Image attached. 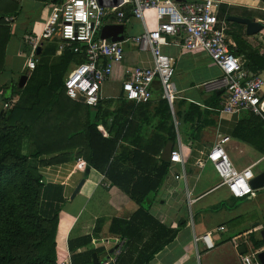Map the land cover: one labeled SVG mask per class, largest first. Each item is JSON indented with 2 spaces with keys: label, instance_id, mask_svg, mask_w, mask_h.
<instances>
[{
  "label": "crops",
  "instance_id": "0c3cea01",
  "mask_svg": "<svg viewBox=\"0 0 264 264\" xmlns=\"http://www.w3.org/2000/svg\"><path fill=\"white\" fill-rule=\"evenodd\" d=\"M19 1L22 12L14 17L12 25L14 26L19 19L24 20L21 36L22 45H24L25 38L34 34L33 32L29 34V30L34 31V27H39L38 33H40L52 7L61 5L67 0H61V3H55L52 0ZM221 1L222 17H220L225 18L229 25L230 48L237 56L242 57L245 66L248 67L247 56L252 50L264 54V29L255 35H249L246 33L245 25L229 20V17H255L264 23V1ZM124 9L129 15L125 24V39L141 34L144 31L143 22L132 17L130 7ZM33 16L37 17L34 26ZM147 16L150 21L149 27H156L157 20L155 18L154 22L153 13L148 12ZM105 20V24L118 23L115 16L107 17ZM125 39L124 60L114 65L112 78L103 86L102 92L105 99H118L123 95L122 86L118 96L105 95V90L111 81L122 85L126 68L153 65V57L149 51H142L135 42L125 41ZM59 41L56 38L47 43H58L57 55L62 54L59 51ZM164 41L169 42L170 38L164 36ZM22 45L16 47L12 57L17 55L24 58ZM21 48L22 51H20ZM163 51L176 60L174 82L179 91V98L173 107H170L173 122L177 124L178 146L175 149L177 156L172 159L170 174L157 196L151 214L170 229H175L179 225L182 227L175 240L165 246L150 264H182L187 255L186 249L191 248L192 242L197 249L194 236L209 231L213 234L216 247L228 243V253L231 256L235 252L238 256L240 255V262L237 261V264L260 262L258 255L264 250V246L255 248L253 243L264 240V189L257 190L243 200L235 199L227 186L220 185L221 178L214 165L207 160V155L216 144L218 135H227L230 141L225 145V149L234 167L243 170L254 165L252 168L255 175L263 172V119L250 110L235 113L219 111L228 92L226 82L220 67L204 50L189 51L176 44L165 43ZM24 59L21 74L25 72L26 58ZM76 65L77 63H71L69 70L71 71ZM250 72L264 79V69L250 70ZM11 83L13 81H1L2 86ZM159 93L160 85L155 83V105L159 102ZM2 100L1 96L0 107L3 104ZM191 104L205 110L204 115L196 120L195 124L186 123L183 119ZM155 126H157V119H155ZM70 152L76 153L77 150H70ZM54 155L56 154L45 155L41 159H49ZM80 159L82 158L73 157L68 161L40 167L44 183L59 185L64 198L56 236L58 263L68 261L69 264H74L75 253L94 251L90 264L93 262L94 253L97 254L101 264L111 262L133 264L136 254L133 253L135 249L133 250L132 242L128 254L115 260L116 241L120 239V236L112 233L110 229L113 219L130 218L138 208L137 202L121 188L112 184L105 175L88 167L85 160L80 161ZM217 215L222 218L217 219ZM97 220H102V223H96ZM220 226H224L225 230L218 231L217 228ZM224 232H230V237L223 239L220 234ZM146 234L149 236L150 230ZM88 237H91L92 241L86 245L85 241ZM242 245L246 247L244 253L239 252V247ZM202 246L204 248V244ZM207 252L209 251H205Z\"/></svg>",
  "mask_w": 264,
  "mask_h": 264
},
{
  "label": "trees",
  "instance_id": "16d2710c",
  "mask_svg": "<svg viewBox=\"0 0 264 264\" xmlns=\"http://www.w3.org/2000/svg\"><path fill=\"white\" fill-rule=\"evenodd\" d=\"M21 12L19 0H0V79L13 31L6 18ZM57 42L45 43L23 88L18 83L2 86L0 80L3 102L18 99L11 109L0 108V264H59L56 236L64 198L59 185L44 183L40 167L73 157L85 160L137 202L130 218L113 219L110 230L128 238L129 248L132 242L133 264H150L182 227L170 229L151 214L177 156L178 129L172 108L161 88L157 105L155 89L147 103L123 96L104 98L96 107L73 101L66 95L65 75L71 63L79 64L85 56L69 49L57 55ZM29 52L24 44L23 54ZM247 57L250 70L264 69V54L252 50ZM204 112L191 104L183 119L195 124ZM168 145L172 154L164 156ZM75 149L76 153L70 152ZM52 154L56 155L41 159ZM91 241L88 237L85 244ZM253 245L261 248L264 240ZM93 252L75 253L73 263L90 264Z\"/></svg>",
  "mask_w": 264,
  "mask_h": 264
},
{
  "label": "built area",
  "instance_id": "2783aa9c",
  "mask_svg": "<svg viewBox=\"0 0 264 264\" xmlns=\"http://www.w3.org/2000/svg\"><path fill=\"white\" fill-rule=\"evenodd\" d=\"M67 0L54 5L40 33L25 38L24 44L30 52L25 55V72L31 74L40 61L38 49L45 43L58 38L59 51L67 49L82 53L85 61L77 64L65 77L66 95L73 101L96 107L104 95L103 86L114 73V65L124 60V41L112 42L101 38V29L107 17L115 16L119 24H126L125 7H130L134 19L141 20L144 31L125 39L138 45L142 51H149L153 57L150 67L126 68L122 82L123 97L137 103H147L154 95L155 83H159L162 97L173 107L179 98L174 82L175 58L163 51L165 43H173L185 50H204L220 67L224 74L227 96L221 104L220 112L235 113L250 110L263 119L264 124V79L252 74L242 57L237 56L228 43L229 25L221 19V0ZM117 1V4H114ZM152 12L157 25L150 28L147 13ZM12 22L14 17L6 18ZM164 36L170 38L164 41ZM84 100H81V98ZM18 99L4 102L5 109H11ZM177 125V124H176ZM230 141L227 135H218L216 144L207 155L219 177L220 185L227 186L236 199L253 195L251 180L256 176L251 165L238 170L232 164L225 149ZM264 159V157H263ZM82 161V159H80ZM225 230L224 226L217 228ZM195 242L204 244V250L216 247L211 231L195 235ZM129 251V239L116 241L115 260ZM248 261L249 259L246 258ZM250 262V261H249ZM60 264H69L63 261ZM109 264V263H103ZM253 264H261L259 261Z\"/></svg>",
  "mask_w": 264,
  "mask_h": 264
},
{
  "label": "rangeland",
  "instance_id": "374dc122",
  "mask_svg": "<svg viewBox=\"0 0 264 264\" xmlns=\"http://www.w3.org/2000/svg\"><path fill=\"white\" fill-rule=\"evenodd\" d=\"M39 15H40V13H39ZM36 21H37V17L33 16L32 17L33 26L35 25ZM14 24L15 25L13 26L12 37H11V40H10V42L7 46V50H6V64H5L6 70L1 75L0 80L3 82H7V81L12 82L13 81V83H18L20 76L22 75L20 72H21L22 67H23L25 55L23 54L24 58L18 57L17 55H14L12 57V55L16 51V47L22 45L21 36H22V32H23L24 20L19 19ZM33 29H34V31H32L33 33H38L40 28L34 27ZM130 33H134V32L130 31ZM22 47L24 49V45H22ZM23 49L21 48L20 51H22ZM68 72H70V70H68L66 72V75L68 74ZM121 86L122 85L120 83L113 82V81L109 82V84H107V90H105V95L118 96ZM9 93H10V91H9ZM1 96H0V100H1ZM0 103H1V101H0ZM0 108H2V105ZM239 200H243V199H239ZM221 218H222V216L217 215V219H221ZM230 234H231L230 232H224L223 234L221 233L220 235L223 239H226V238L230 237ZM182 235L184 236V233ZM182 238L184 239V237H182ZM192 244L193 245L191 246V248L188 247L186 249V253H187L186 258L187 259L185 258V260L182 261L183 262L182 264H237V261L240 262V255L238 256V254L235 252L234 255L231 256V254L228 253L229 252V251H227L228 243H225L222 246H217L215 249H213L207 253H205V250L203 249V246L201 243H199V244L197 243V249H199L198 251L195 247V244L193 242H192Z\"/></svg>",
  "mask_w": 264,
  "mask_h": 264
},
{
  "label": "water",
  "instance_id": "95a60500",
  "mask_svg": "<svg viewBox=\"0 0 264 264\" xmlns=\"http://www.w3.org/2000/svg\"><path fill=\"white\" fill-rule=\"evenodd\" d=\"M179 1V0H178ZM264 1V0H263ZM101 4L103 5V1L100 0ZM114 4H117V1H115ZM229 20L236 21L238 23H241L245 25L246 27V33L249 35H255L259 33L262 29H264V23L260 20H257L255 17H239V16H230ZM125 25L124 24H105L101 29V38L104 40H110L112 42H121L124 41L125 35ZM42 51L41 47L38 49V53L40 54ZM29 79V76L25 73H23L20 76L18 86L20 88H23L27 81ZM81 100H84L82 97ZM164 156H169L172 154V148L170 145H168L164 150ZM251 184L253 188H260L264 186V171L257 174L252 180ZM246 251V247L244 245L239 247V252L244 253ZM258 258L261 262V264H264V250H262ZM92 264H101V262L98 259V256L96 253H94V259ZM110 264H114L111 262Z\"/></svg>",
  "mask_w": 264,
  "mask_h": 264
}]
</instances>
